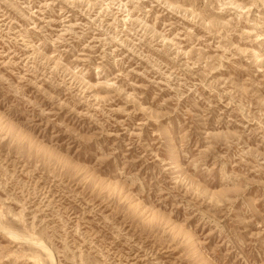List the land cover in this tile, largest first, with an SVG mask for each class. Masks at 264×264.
Here are the masks:
<instances>
[{
	"label": "rangeland",
	"instance_id": "rangeland-1",
	"mask_svg": "<svg viewBox=\"0 0 264 264\" xmlns=\"http://www.w3.org/2000/svg\"><path fill=\"white\" fill-rule=\"evenodd\" d=\"M0 225V264H264V0H0Z\"/></svg>",
	"mask_w": 264,
	"mask_h": 264
},
{
	"label": "bare ground",
	"instance_id": "bare-ground-1",
	"mask_svg": "<svg viewBox=\"0 0 264 264\" xmlns=\"http://www.w3.org/2000/svg\"><path fill=\"white\" fill-rule=\"evenodd\" d=\"M33 218H34V216H33ZM0 228L3 229L7 234H10V233H11V232H9L8 230H5L4 227L1 226V225H0ZM11 234H12V237L14 238L15 236L13 235V233H11ZM16 238H17V237H16ZM32 241H33V240H32ZM35 241H36V240H35ZM37 241H38V240H37ZM32 243H33V242H32ZM39 243H40V242H39ZM39 243H38V244H39ZM40 244H41V243H40ZM41 245H42V244H41ZM42 246H43V245H42ZM48 246H49V245H48ZM48 248H49V247H47L46 245L43 246V250H44V251L46 250V251L48 252V251L50 250V249H48ZM49 253H50V256H52V255H51L52 252H49ZM53 257H54V256H53ZM53 257H52V258H53ZM52 260H53V259H52Z\"/></svg>",
	"mask_w": 264,
	"mask_h": 264
}]
</instances>
